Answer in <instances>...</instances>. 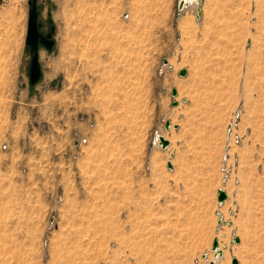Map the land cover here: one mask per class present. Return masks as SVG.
I'll list each match as a JSON object with an SVG mask.
<instances>
[{
  "label": "rangeland",
  "instance_id": "1",
  "mask_svg": "<svg viewBox=\"0 0 264 264\" xmlns=\"http://www.w3.org/2000/svg\"><path fill=\"white\" fill-rule=\"evenodd\" d=\"M28 1L0 0V264H264V0H35L33 84Z\"/></svg>",
  "mask_w": 264,
  "mask_h": 264
},
{
  "label": "water",
  "instance_id": "2",
  "mask_svg": "<svg viewBox=\"0 0 264 264\" xmlns=\"http://www.w3.org/2000/svg\"><path fill=\"white\" fill-rule=\"evenodd\" d=\"M190 1H193L196 5V14L198 15L199 12V2L200 0H177L176 1V8L181 10L182 8L186 7L190 4ZM29 9L27 11V23H26V34H25V44L28 45V50L30 52L29 58V66H28V81L30 84H33L37 81L40 75V68L37 58V43H41L46 49H49L53 43L52 39L49 38V33L46 35H41L37 31V20H36V8H35V0H29ZM52 29V28H51ZM165 63V60L162 61ZM177 75L183 76L185 75V69L181 68L177 71ZM171 96L175 95V89L171 88L170 90ZM175 102H172L174 105ZM163 127L166 129L169 127V122L166 121L163 124ZM158 143L159 146L163 149L168 144L167 140H165L161 135L158 136ZM170 163L167 162V167L170 168ZM226 197V194L220 188L216 189V201L218 203L222 202ZM233 242H237V238H232ZM217 242L216 239L213 238L210 244V250L214 251L215 255H220L221 251L216 249ZM208 264H213V261H210ZM230 264H236L235 258H231Z\"/></svg>",
  "mask_w": 264,
  "mask_h": 264
},
{
  "label": "bare ground",
  "instance_id": "3",
  "mask_svg": "<svg viewBox=\"0 0 264 264\" xmlns=\"http://www.w3.org/2000/svg\"><path fill=\"white\" fill-rule=\"evenodd\" d=\"M192 3L194 4L193 1H190V4H192ZM193 4H192V5H193ZM194 5H195V4H194ZM180 24H181V23H180ZM180 24H179V25H180ZM182 24H183V23H182ZM182 24H181V25H182ZM169 125H170V123H169ZM158 136H159V135L157 134V135H156V139H157V140H158ZM161 136H162V135H161ZM162 137H163L165 140H167L164 136H162ZM167 142H168V141H167ZM220 189H221V188H220ZM221 190H223V189H221ZM223 191H224V190H223ZM224 192H225V191H224ZM225 194H226V192H225ZM218 216H219V213H218ZM215 239H216V238H215ZM216 242H217V239H216ZM219 247H220V246H218V242H217L216 249L220 250ZM220 251H221V250H220ZM212 252H213V255H214L215 252H214V251H212ZM221 252H222V251H221ZM220 255L222 256V254H220ZM220 255H215L213 259L211 258V260H214V261H213V264L215 263V261H216L219 257H221ZM212 257H213V256H212ZM204 258H205V256H204ZM233 258H234V257H233ZM235 260H236V258H235ZM236 261H237V260H236Z\"/></svg>",
  "mask_w": 264,
  "mask_h": 264
},
{
  "label": "flooded vegetation",
  "instance_id": "4",
  "mask_svg": "<svg viewBox=\"0 0 264 264\" xmlns=\"http://www.w3.org/2000/svg\"><path fill=\"white\" fill-rule=\"evenodd\" d=\"M37 31L41 34V35H46V34H48L47 32H42V30L40 29V23L37 21ZM49 38H50V36H49ZM39 46H43L41 43H37V48L39 47Z\"/></svg>",
  "mask_w": 264,
  "mask_h": 264
}]
</instances>
